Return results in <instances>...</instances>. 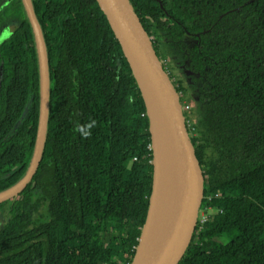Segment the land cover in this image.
I'll return each mask as SVG.
<instances>
[{"label":"trees","instance_id":"trees-1","mask_svg":"<svg viewBox=\"0 0 264 264\" xmlns=\"http://www.w3.org/2000/svg\"><path fill=\"white\" fill-rule=\"evenodd\" d=\"M31 2L49 112L31 182L2 203L11 212L0 224V264H130L152 181L139 90L95 0ZM129 2L157 57L181 56L191 76L192 91L176 89L193 101L185 119L208 216L178 264H264V0ZM38 87L21 1L0 0V191L28 166ZM15 166L22 172L8 181L3 172Z\"/></svg>","mask_w":264,"mask_h":264},{"label":"water","instance_id":"water-1","mask_svg":"<svg viewBox=\"0 0 264 264\" xmlns=\"http://www.w3.org/2000/svg\"><path fill=\"white\" fill-rule=\"evenodd\" d=\"M30 24L38 64V119L32 154L23 176L0 191V204L17 197L31 182L41 160L49 112L46 46L31 0H20ZM117 41L142 98L152 153L151 193L130 264H178L190 244L203 199L204 177L191 140L180 95L153 50L129 0H95ZM164 171L159 210L154 197ZM150 218H157L148 233Z\"/></svg>","mask_w":264,"mask_h":264},{"label":"rangeland","instance_id":"rangeland-1","mask_svg":"<svg viewBox=\"0 0 264 264\" xmlns=\"http://www.w3.org/2000/svg\"><path fill=\"white\" fill-rule=\"evenodd\" d=\"M161 61H162L163 66L166 67L167 72L168 73L170 72L173 75L172 82L175 85V87L180 82L183 86H185V88L188 91H192L191 86H190V82H189L191 76L187 72L186 65H185V63L183 64V62H185V61L182 59L181 56L173 55L172 57H170V59L169 58L168 59H163ZM179 95H180L181 102L188 100L191 103H193V101L191 99L183 97L181 93H179ZM187 125H188L187 127L189 129L190 126H189V122L188 121H187ZM189 133L193 136V131L191 132V130H189ZM22 169H23L22 166L7 167L5 169V171L3 172V174H4L3 177L6 178L8 181H12V180H14L17 177L18 174H20L22 172ZM200 214H205V213L200 211L199 215ZM2 223H1V225H2Z\"/></svg>","mask_w":264,"mask_h":264},{"label":"bare ground","instance_id":"bare-ground-1","mask_svg":"<svg viewBox=\"0 0 264 264\" xmlns=\"http://www.w3.org/2000/svg\"><path fill=\"white\" fill-rule=\"evenodd\" d=\"M164 176H165V172L162 171L159 175H158V179H157V183H156V187H155V193H154V197L156 199V208L157 211L159 210V206H160V200L163 196L164 193V186H165V182H164ZM157 218H150L146 224V228H145V233H148L149 231H151V229L154 227Z\"/></svg>","mask_w":264,"mask_h":264},{"label":"flooded vegetation","instance_id":"flooded-vegetation-1","mask_svg":"<svg viewBox=\"0 0 264 264\" xmlns=\"http://www.w3.org/2000/svg\"><path fill=\"white\" fill-rule=\"evenodd\" d=\"M191 42H194V41H192V40H190ZM170 59V58H169ZM165 67V66H164ZM189 92V91H188ZM188 101V100H187ZM190 102V101H189ZM185 103H186V101H185ZM189 103H187V105H188ZM189 106L190 105H188V109H189ZM188 112V110L186 111V113ZM24 190V189H23ZM20 195V194H19ZM2 203H1V207H0V224L2 223V222H5L6 221V218H7V216H9V213L11 212V210L8 208V205H5V206H3L2 207ZM40 212H41V209H40Z\"/></svg>","mask_w":264,"mask_h":264},{"label":"built area","instance_id":"built-area-1","mask_svg":"<svg viewBox=\"0 0 264 264\" xmlns=\"http://www.w3.org/2000/svg\"><path fill=\"white\" fill-rule=\"evenodd\" d=\"M183 109L185 110V111H187L188 110V105L187 104H184L183 105ZM207 214H200L199 215V218H198V223L200 224V225H202V223H204L205 221H206V219H207Z\"/></svg>","mask_w":264,"mask_h":264},{"label":"clouds","instance_id":"clouds-1","mask_svg":"<svg viewBox=\"0 0 264 264\" xmlns=\"http://www.w3.org/2000/svg\"><path fill=\"white\" fill-rule=\"evenodd\" d=\"M167 72V71H166ZM184 104H186L185 103V101H182V107H183V105ZM189 110V109H188ZM183 112H184V114H186V111L183 109ZM187 121V120H186ZM95 124H96V122L93 120V121H91V123L89 124V125H87V127L89 128V129H91L92 127H94L95 126ZM78 130H82V129H79V126H78ZM91 133L89 132V133H87V135H90ZM198 218H199V216H198ZM198 222V221H197Z\"/></svg>","mask_w":264,"mask_h":264}]
</instances>
